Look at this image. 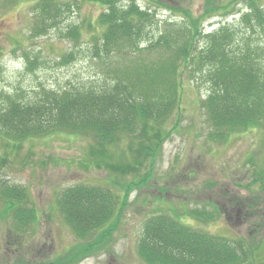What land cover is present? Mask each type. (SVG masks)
I'll return each instance as SVG.
<instances>
[{
  "label": "rangeland",
  "instance_id": "obj_1",
  "mask_svg": "<svg viewBox=\"0 0 264 264\" xmlns=\"http://www.w3.org/2000/svg\"><path fill=\"white\" fill-rule=\"evenodd\" d=\"M51 1L64 8L62 20L58 29L38 35L34 11ZM104 2L0 0V103L13 94L29 97L41 87L100 83L105 76L115 75L113 68L124 65L130 73L138 65L155 62L163 66L175 58L178 71L173 70L174 76L182 80L183 89L179 109L168 124L169 137L151 178L129 194L110 238L86 252L83 248L93 245L97 234L92 232L96 236L87 242L78 238L65 221L58 199L66 188L79 183L117 188L106 170L88 164L89 138L62 134L31 139L19 147L0 145V264H19L22 257L42 264L61 258L77 243L82 252L72 264H146L138 254V242L144 222L154 215L172 216L187 227L242 245L248 256L240 255L238 264H264V128L234 132L223 142L211 140L202 108L209 85L201 73L189 70L179 50L185 43L202 50L207 36L221 27L236 31L240 39L245 30L241 18L251 6L264 8V0H120V5L137 3L142 10L148 9L151 22L142 40L144 51L106 62L87 53L80 56V50L89 49L92 37L104 29L99 24L108 8ZM77 25L83 29L75 46L61 32ZM162 35L170 37L174 49L162 42ZM240 42L246 45L247 41ZM151 43L158 47L146 50ZM74 48L77 58L63 64V55ZM251 53L260 56L257 64L264 63L255 43ZM16 184L27 187L29 204L38 208L39 221L25 232L15 228L16 216L5 206L3 186ZM118 194L121 197V190ZM63 260L60 264L69 261Z\"/></svg>",
  "mask_w": 264,
  "mask_h": 264
},
{
  "label": "trees",
  "instance_id": "obj_2",
  "mask_svg": "<svg viewBox=\"0 0 264 264\" xmlns=\"http://www.w3.org/2000/svg\"><path fill=\"white\" fill-rule=\"evenodd\" d=\"M119 1L105 0L108 8L99 20L104 29L92 37L89 49L80 50V56L87 53L106 62L119 56L128 59L144 51L141 45L146 25L151 22L150 12L137 3L120 5ZM63 9L53 1L39 6L34 11L37 34L58 29ZM241 23L245 30L240 39L235 37L236 31L221 27L207 36L200 51L189 43L179 47L185 65L201 73L209 85L202 108L211 127L209 138L217 142L226 141L234 132L264 128V63L257 64L260 56L255 58L251 53L255 43L264 55V41L259 36L264 37V8L251 6ZM82 29V25L72 26L61 34L77 46ZM162 37L169 49L175 48L169 36ZM242 40L247 41L246 45ZM157 47V43H151L145 49ZM78 54L71 49L63 55L62 63L73 62ZM177 66L175 58L163 66L155 62L138 65L130 73L124 65L113 68L115 75L105 76L100 83L41 87L29 97L13 94L0 103V145L19 147L31 139L62 134L86 136L88 164L115 178L118 189L79 183L66 188L58 199L65 221L78 238L87 242L91 235L96 236L92 232L97 234L94 244L87 245L83 252L94 250L110 238L131 191L151 178L169 137L168 124L180 106L183 84L174 76ZM3 189L6 210L16 216L15 228L29 231L39 221L38 208L29 204V190L19 184ZM69 249L61 258L42 264H60L64 257L69 260L67 264H72L82 252L80 243ZM138 254L148 264H238L240 255L245 254V259L248 256L245 247L226 236L187 227L168 215H154L144 222ZM19 264L31 263L22 257Z\"/></svg>",
  "mask_w": 264,
  "mask_h": 264
}]
</instances>
